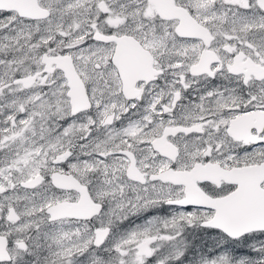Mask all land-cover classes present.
<instances>
[{
    "label": "snow or ice",
    "instance_id": "snow-or-ice-1",
    "mask_svg": "<svg viewBox=\"0 0 264 264\" xmlns=\"http://www.w3.org/2000/svg\"><path fill=\"white\" fill-rule=\"evenodd\" d=\"M0 264H264V0H0Z\"/></svg>",
    "mask_w": 264,
    "mask_h": 264
}]
</instances>
